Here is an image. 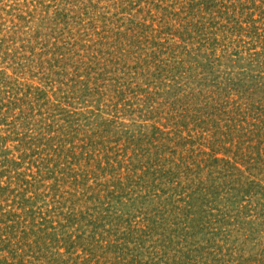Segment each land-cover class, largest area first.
Listing matches in <instances>:
<instances>
[{"label":"rangeland","instance_id":"rangeland-1","mask_svg":"<svg viewBox=\"0 0 264 264\" xmlns=\"http://www.w3.org/2000/svg\"><path fill=\"white\" fill-rule=\"evenodd\" d=\"M0 264H264V0H0Z\"/></svg>","mask_w":264,"mask_h":264}]
</instances>
